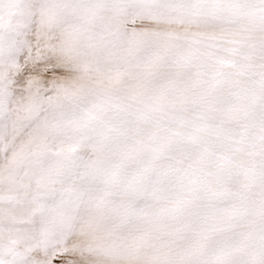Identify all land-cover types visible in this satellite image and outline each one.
I'll use <instances>...</instances> for the list:
<instances>
[{"label":"snow or ice","instance_id":"snow-or-ice-1","mask_svg":"<svg viewBox=\"0 0 264 264\" xmlns=\"http://www.w3.org/2000/svg\"><path fill=\"white\" fill-rule=\"evenodd\" d=\"M0 264H264V0H0Z\"/></svg>","mask_w":264,"mask_h":264}]
</instances>
